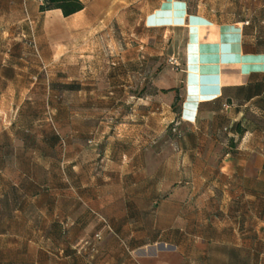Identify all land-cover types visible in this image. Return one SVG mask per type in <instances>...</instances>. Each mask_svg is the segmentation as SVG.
Listing matches in <instances>:
<instances>
[{
	"label": "crops",
	"instance_id": "obj_1",
	"mask_svg": "<svg viewBox=\"0 0 264 264\" xmlns=\"http://www.w3.org/2000/svg\"><path fill=\"white\" fill-rule=\"evenodd\" d=\"M80 1L66 18L39 13L78 32L83 65L109 64L116 87V47L107 63L95 38L116 3ZM193 1L149 0L144 16L147 29L185 36L177 119L166 110L175 90L161 106L180 120V136H163L153 151L144 132L126 135L116 139L124 150L91 154L93 163L78 152L58 164L47 150L64 144L59 137L43 151L29 136L1 144L0 264H264V0H222L205 12Z\"/></svg>",
	"mask_w": 264,
	"mask_h": 264
},
{
	"label": "rangeland",
	"instance_id": "obj_2",
	"mask_svg": "<svg viewBox=\"0 0 264 264\" xmlns=\"http://www.w3.org/2000/svg\"><path fill=\"white\" fill-rule=\"evenodd\" d=\"M193 2L204 12L222 7V0ZM37 3L40 0H0V75L14 77L8 85L0 80V91L7 86L0 93V146L7 136H29L35 141L33 146L43 151L50 148L55 135L64 144L47 151L58 164L62 153L78 152L86 154L84 161L93 163L91 154L124 150L120 147L125 145L116 139L126 135L144 132L154 141L153 151L163 136L181 135L180 120L176 121L177 76L183 75L185 36L145 28L149 0H112L116 9L102 16L103 20L110 17L111 26L95 38L107 63L114 60L110 46L116 47V87L113 80L109 83V64L83 65L79 55L84 40L79 33L68 32L65 20L39 13ZM30 75L36 79L29 80ZM68 75L75 78L72 81L78 89L64 88ZM174 90L173 104L166 108ZM161 106L176 119H165ZM142 112L149 113L144 123ZM127 114L132 118L127 120ZM13 145L20 143L16 140ZM53 179L61 183L56 174Z\"/></svg>",
	"mask_w": 264,
	"mask_h": 264
},
{
	"label": "trees",
	"instance_id": "obj_3",
	"mask_svg": "<svg viewBox=\"0 0 264 264\" xmlns=\"http://www.w3.org/2000/svg\"><path fill=\"white\" fill-rule=\"evenodd\" d=\"M84 8L80 0H40L39 12H47L51 10H59L64 18L74 15ZM65 89H78L74 85H63ZM166 90H163L165 92ZM219 99V97L217 98ZM233 132L239 135L242 129L239 124L232 127ZM53 141L57 140V136H52ZM97 241V240H96Z\"/></svg>",
	"mask_w": 264,
	"mask_h": 264
},
{
	"label": "built area",
	"instance_id": "obj_4",
	"mask_svg": "<svg viewBox=\"0 0 264 264\" xmlns=\"http://www.w3.org/2000/svg\"><path fill=\"white\" fill-rule=\"evenodd\" d=\"M95 239H97V240L100 239V235L99 234H96L95 235Z\"/></svg>",
	"mask_w": 264,
	"mask_h": 264
}]
</instances>
